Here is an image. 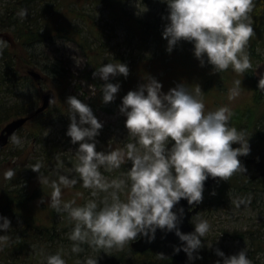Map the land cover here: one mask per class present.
I'll return each instance as SVG.
<instances>
[{"label":"clouds","instance_id":"clouds-1","mask_svg":"<svg viewBox=\"0 0 264 264\" xmlns=\"http://www.w3.org/2000/svg\"><path fill=\"white\" fill-rule=\"evenodd\" d=\"M164 2L167 12L162 17L165 20L162 35L167 39L169 53L179 42L188 40L193 43L194 55L201 65L211 64L214 72L231 66L236 72L243 73L252 67L245 46L254 32L249 15L253 0ZM136 5L137 15L148 10V6L139 8L137 0ZM129 71V65L122 61H109L95 68L93 76H99L105 82L103 103L114 101L120 92L121 82L114 81L113 77L121 74L127 77ZM240 83V80L235 81L236 87L230 90V98L239 95ZM258 88L264 90V75H260ZM200 93V86L193 92L183 82L164 91L162 82L154 76L128 90L122 97L119 112L126 116L125 126L136 142L127 143L126 153L120 149L107 153L97 151L96 138L104 121L77 95L67 96L71 112L66 134L73 144L78 143L80 163L76 170L83 178L84 186L93 188L94 195L96 189H114L111 201L106 198L102 207L96 200L73 206V202L61 201V189L54 185L51 206L57 211H67L76 221L69 235L71 240L87 242L107 252L136 240L141 234L154 240L158 228L175 230L185 242L176 245L175 251L183 248L189 260L197 258L198 250L205 243L202 237L206 236L210 224L206 219H197L193 221L194 230L185 232L178 227L184 208L181 206L177 211L174 206L182 198L190 205L201 202L209 176L227 179L241 168L240 157L251 151L245 131L229 124L233 111L226 105L205 111ZM12 139L20 143L18 137ZM237 142L238 146L234 147ZM125 157L131 159L132 166L127 172L130 180L127 199L122 200L117 190H123L127 182H107L99 169L100 165L108 169L119 167ZM31 168L39 172L40 164H33ZM5 175L11 177L14 171L9 169ZM60 180L69 183L64 176ZM11 225V219L0 214V229L7 231ZM6 231L0 234V242L8 239ZM0 247H3L2 243ZM81 250L80 243L73 244L72 251ZM215 251L223 257L215 264H253L245 247L231 254L219 247ZM47 264H66V261L56 252L47 256ZM86 264H99V260L89 257Z\"/></svg>","mask_w":264,"mask_h":264},{"label":"rangeland","instance_id":"rangeland-1","mask_svg":"<svg viewBox=\"0 0 264 264\" xmlns=\"http://www.w3.org/2000/svg\"><path fill=\"white\" fill-rule=\"evenodd\" d=\"M123 1L125 2V10L128 14H131L132 18L155 24L165 22L162 18L167 12V5L164 0H137L139 8L143 9L148 6V10L141 15L136 14V0ZM6 2L7 0H3L0 4L4 5ZM62 2L63 11H67V15H70V8L86 14L85 17L74 16L75 13L72 15V17L74 16V28L82 32L85 37V47L80 43V40L75 41L65 37L51 38L34 45L26 51V53L29 52L32 56H35L32 59L33 62H29L26 60L30 59L29 54L21 50L10 32L2 31L0 33L1 42L8 43L10 48L16 53L15 63L23 78H26L11 86H6L0 81V106L16 104L30 110L5 121L0 126V131L9 121L34 112L42 104L45 93L49 91L55 93V98L49 108L39 114L38 117L28 121L11 136L9 143L0 150V182L14 183V187L24 188L25 192L34 193L36 191V193H39L38 199L35 198L37 201L32 206L33 210H30L38 218L35 221L39 224L45 222L48 226H51L55 220L61 219L59 214L55 216L54 213H51L55 209L51 206V194L54 191V185H59L61 189V201L73 202V206H80L89 200H96L98 205L102 207L106 198L109 202L111 201V193L114 190L111 187L107 190L96 189L94 195L93 188L84 186L83 178L76 170V165L80 163L78 143L73 144L71 137L66 134L69 125L67 96L77 95L82 101L91 105L95 114L104 121V127L96 138L97 151L107 153L120 149L126 153L127 143L136 142V138L129 135L125 126L126 116L119 112V105L122 99L115 106L103 103L98 96L102 89L91 81L100 78L99 76H93L95 70L87 53L90 47L91 50L96 51L99 61L113 62L122 59L123 62H126L130 69L128 76H135L138 79V84L135 88L154 76L162 82L164 91H168L171 87L176 86L177 83L183 82L190 91L194 92L195 88L200 86L199 83L202 78L214 77L215 75L212 69H203L198 61H185L183 63L181 59H178L171 62L168 66L163 64V60L169 63L173 58L172 54L175 53L174 56L180 54L184 48L192 51L194 48L192 44V46L185 47L179 42L173 51L169 53L167 51V39L163 35H158L157 39L149 38L145 45H141V38L133 34L123 20L116 19L103 2L99 0H62ZM53 3V0H47L45 4H41V7H38L40 15L42 14L40 17L41 21L47 16L45 14L47 12L44 11L49 10ZM83 18L88 19L89 26ZM259 38L261 40L254 43L255 47H251L252 50L250 49L248 54L252 67L241 73L236 72L229 66L227 68L229 69L228 74L220 73L225 78L222 82L226 83L225 86L227 88L219 87L217 91L221 95L218 96L217 91L214 90L216 91L215 95L211 94V99L209 98L211 104L206 103L209 101H206V97L205 101L203 99L205 111L215 110L225 105L232 111L237 107H241V109L243 107L245 110V108L248 109L253 106L249 102L250 95L253 92V83L256 81L258 84L260 75H263L264 66V33ZM179 63L182 67H180ZM54 64H58L61 69L66 71L65 74L68 79L59 82L44 69L45 65ZM149 65H152L153 68L150 69ZM1 68L2 65H0V70ZM29 70L41 72L43 78L41 80L34 78L28 74ZM162 70L163 73L160 72ZM87 76L92 79L89 80ZM119 76L125 77L123 74ZM117 77H113V79ZM236 80L241 81L239 95L230 98V90L236 87ZM260 91L262 90L260 89ZM214 103H216V107H212ZM262 103L259 100L258 108L255 109V117L258 120L264 116ZM13 136L19 138V144L13 141ZM171 143L170 138L169 147ZM249 143L251 151L248 154L264 158V145L262 142L251 140ZM54 147L56 148L55 151L53 150ZM52 151L53 153L51 154L50 152ZM48 153L51 157L48 156ZM124 161L119 167L108 169L104 165H100L99 169L107 182L112 180H124L127 182L123 190H117L122 200L127 199V191L130 187V180L127 176L128 169L124 166ZM37 163L40 164L39 172L31 168L33 164ZM9 169L14 171V175L11 177L5 175ZM61 176H64L69 183L64 184L60 180ZM235 176L234 172L227 179L220 178L215 184L204 189L200 210L191 221L194 225L193 221L206 219L210 224V229L206 236L202 237L205 243L198 250L199 255L196 259L200 260L205 256L211 255L210 252L215 251L217 247L223 249L226 254L238 252L245 247L253 264H264V251L257 252L251 243V238H238L234 235L237 232L250 231L255 236L260 235L261 239L264 240V192L255 204H251L252 196L242 195L230 187L229 196L225 197L223 202L216 203L215 201V196L222 184L233 181ZM73 180L75 183H72ZM40 206L47 210L40 209ZM71 222L73 224L65 228L61 226L55 230V233L59 232L60 236L64 238L58 244L39 248L43 250L44 255L48 256L59 252L65 259L66 264H86V260L92 257L98 258L100 264L113 251H123L127 246H131L132 241L130 240L122 247H113L107 252L92 245L86 247L83 245L84 242L73 241L69 238L76 221L71 218ZM74 243H80L82 250L79 252L72 251ZM128 255L132 254L128 253ZM215 255V260L223 259V257L217 258ZM2 264L5 263L2 262ZM6 264L14 263L11 259ZM17 264L34 263L31 256H28L24 261H20ZM163 264L181 263L172 260Z\"/></svg>","mask_w":264,"mask_h":264},{"label":"trees","instance_id":"trees-1","mask_svg":"<svg viewBox=\"0 0 264 264\" xmlns=\"http://www.w3.org/2000/svg\"><path fill=\"white\" fill-rule=\"evenodd\" d=\"M2 1L3 0H0V3ZM45 1L47 0H7L4 5L0 4V33L2 31L10 32L20 46L21 50L25 53L34 45L55 37H65L75 41L80 40V43H82L84 45L83 47H85V37L82 32L77 31L74 28L75 25L73 23V17L76 15L85 17L86 14L70 8V15H67V11H63L62 0H53L54 3L50 9L44 11L47 12L45 13L47 16H45V19H42L41 21L40 17L42 14L40 15L38 7H41V4H45ZM99 1L103 2L111 10L116 19L123 20V22L131 29L133 34H136L141 38V45H145L149 38L157 39L158 35L162 36L161 33L165 22L155 24L152 22L149 23L148 21L137 20V18H132L131 14H128L125 10V2L123 0ZM253 5L254 6L249 15L252 17L254 32L245 46V51L248 54L251 47H255L254 43L261 40L259 36L264 33V0H253ZM72 15L74 16L72 17ZM83 19L88 24V19ZM187 41L188 40H182L181 43L185 47L193 45L191 41L188 43ZM95 52L96 51L91 50V47L87 50L88 56L92 60L91 64L94 67V70L101 64L109 62L99 61V57ZM26 54H29L30 59H26L29 62H31L35 57L29 52ZM174 54L175 53L172 54L173 58L169 63L164 62L163 60V64L168 66L171 62L174 60L177 61L178 59H181L183 63H185V61H198L200 63V60L194 55L193 50L190 51L187 48H184L180 54H176L175 56ZM15 59L16 53L10 48V45L8 43H3L0 40V65H2L0 70V81L6 86L15 85L22 79H26L23 78L17 68ZM121 61L123 62L122 59L120 61L115 60L113 62L118 63ZM201 66L206 70L213 69L211 64ZM149 67L150 69L153 68L152 65H149ZM180 67L182 66L180 65ZM44 69L52 74L53 78L59 82L68 79L65 74L66 71L61 69L58 64L45 65ZM228 70L229 69H225L221 72H215L214 77L208 76L201 79L199 83L201 87L200 95L204 101L205 97L207 98L206 101L209 100V98L211 99V94L215 95L216 91L219 90V87L227 88V86H225L226 83L222 82L225 78L222 77L220 73L228 74ZM160 72L163 73V70ZM87 77L89 80L92 79L89 76ZM135 79V76L131 77L130 75L124 78L118 76L116 79H113L114 81L121 82V89L117 94V98L107 104L117 106V103L121 101L123 95H125L128 90L136 87L138 79H136V81ZM91 81L101 89L105 83L100 79H93ZM252 90L253 92L252 95H250L251 98L249 99V102H251V105L253 106L248 109L245 108V110L243 107L242 109L241 107L235 108L229 124L231 126H235L238 130H244L245 138L249 141L256 140L262 142L264 145V116L259 120L255 117V109L258 108L259 100L263 102L262 106H264V90L260 91L256 81L253 83ZM102 95L103 92L101 90L98 94L101 100ZM218 95H221L219 91H217V96ZM257 99L258 101L256 102ZM206 103L211 104V101L209 100ZM216 106V103L212 105V107ZM29 111L30 110L17 106L16 104L10 106H0V126L10 118ZM70 112L71 109L69 105H67L68 123H70ZM38 116L39 115L35 117ZM55 149L56 148L54 147L53 150L55 151ZM50 153L52 154L53 151ZM48 156L51 157L49 153ZM235 175L236 176L233 181L222 184L215 196L216 203L223 202V199L229 196V189L231 187L233 190H236V192L242 195L252 196L253 199L251 200V204H255L264 192V183H260V180H250L242 176L240 173ZM14 186V183H6V181L0 182V214L9 217L12 223L7 231L0 229V234H3L6 231V235L8 237L7 240L0 242L3 244V247H0V264H2V262L6 264L11 259L14 264H17L20 261H24L28 256H31L34 264H47V256L44 255L43 250H40L39 248L41 246L46 248L50 245L58 244L62 239H64L60 236L59 232L55 233V230L61 226L65 228L66 226L73 224V222H71V217L68 215L67 211H57L54 209L51 213H54L55 216L59 214L61 219L55 220L51 226L46 225L45 222L43 224H39L35 221L38 219L37 216L31 211L33 210V204H35L39 197V193H36V191L34 193L25 192L23 190L24 188ZM35 198L37 199L35 200ZM40 209L45 208L40 206ZM234 235L238 238H251V243L255 247V250L257 252L264 251V240L261 239L260 235L255 236L254 233L250 231L237 232ZM83 245L90 247V244L87 242H84ZM128 253L132 255H128ZM210 254L211 255L205 256L200 260H188L187 264H215L216 260L214 255L216 254L215 256L217 258L220 257L217 256L216 251H211ZM172 260L173 258H163L159 254H155L150 250L145 252L134 251L129 245L123 251H113L110 256L105 258L100 264H163Z\"/></svg>","mask_w":264,"mask_h":264},{"label":"water","instance_id":"water-1","mask_svg":"<svg viewBox=\"0 0 264 264\" xmlns=\"http://www.w3.org/2000/svg\"><path fill=\"white\" fill-rule=\"evenodd\" d=\"M28 74L39 80L43 78L42 73L37 70H29ZM263 75H264V66H263ZM50 98H51V102L55 98V93L52 91H49L43 95L42 104L39 105L34 112H32L29 115L20 116L6 123V125L0 131V150L9 143L10 138L14 133H16L32 118L45 112L49 108L51 104ZM233 146L234 147L238 146V142L234 143ZM240 159H241V168L238 171H240L242 174L246 175L250 179H257L264 177L263 159H259L258 157L251 156L249 154L242 155ZM124 166L126 167V169L129 170V168L132 166L131 159H127L126 157L124 161ZM219 179L220 177L209 176V178L205 181L204 189L212 186ZM181 206H183L184 208V213L181 215V219H180V223L178 224V227H180L185 232H191L195 228L191 220L199 212L200 202L197 204L190 205L187 199L182 198L174 206V210L178 211ZM183 243L185 242L180 240L175 230L167 231L166 229L158 228L154 240H149L146 236L141 234L136 238V240L131 242V247L134 251L137 252H145L150 250L155 254H159L163 258H173L177 262H180L182 264H187L189 258H188V254L183 250V248H181L179 252L175 251V246L181 245Z\"/></svg>","mask_w":264,"mask_h":264},{"label":"flooded vegetation","instance_id":"flooded-vegetation-1","mask_svg":"<svg viewBox=\"0 0 264 264\" xmlns=\"http://www.w3.org/2000/svg\"><path fill=\"white\" fill-rule=\"evenodd\" d=\"M255 157H257V156H255ZM259 159H263L264 160V158L262 157V158H260V157H258ZM237 173H240L242 176H244V177H246V178H248V179H250L249 177H247L246 175H244V174H242L240 171H235V174H237ZM250 180H260V183H262V182H264V177H261V178H257V179H250ZM174 260V259H173ZM177 262V261H176Z\"/></svg>","mask_w":264,"mask_h":264}]
</instances>
